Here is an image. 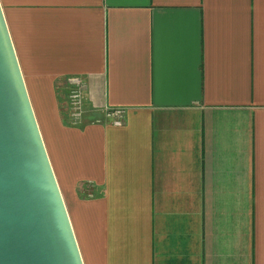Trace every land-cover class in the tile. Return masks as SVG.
<instances>
[{
  "label": "crops",
  "instance_id": "1",
  "mask_svg": "<svg viewBox=\"0 0 264 264\" xmlns=\"http://www.w3.org/2000/svg\"><path fill=\"white\" fill-rule=\"evenodd\" d=\"M0 3L84 264H264V0Z\"/></svg>",
  "mask_w": 264,
  "mask_h": 264
},
{
  "label": "water",
  "instance_id": "2",
  "mask_svg": "<svg viewBox=\"0 0 264 264\" xmlns=\"http://www.w3.org/2000/svg\"><path fill=\"white\" fill-rule=\"evenodd\" d=\"M0 264H84L1 3Z\"/></svg>",
  "mask_w": 264,
  "mask_h": 264
},
{
  "label": "built area",
  "instance_id": "3",
  "mask_svg": "<svg viewBox=\"0 0 264 264\" xmlns=\"http://www.w3.org/2000/svg\"><path fill=\"white\" fill-rule=\"evenodd\" d=\"M67 81L72 84L73 88L68 97V109L69 115L72 122H80L83 114V95L82 90L84 88L81 80L77 77L68 78ZM111 114L115 117L114 124L120 125L121 121L119 119L120 115L123 114L122 109H116L111 112Z\"/></svg>",
  "mask_w": 264,
  "mask_h": 264
}]
</instances>
